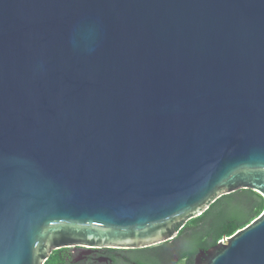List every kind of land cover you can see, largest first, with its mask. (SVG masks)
Wrapping results in <instances>:
<instances>
[{
    "label": "water",
    "instance_id": "1",
    "mask_svg": "<svg viewBox=\"0 0 264 264\" xmlns=\"http://www.w3.org/2000/svg\"><path fill=\"white\" fill-rule=\"evenodd\" d=\"M264 198V0H0V264L149 246ZM195 264H264V211Z\"/></svg>",
    "mask_w": 264,
    "mask_h": 264
},
{
    "label": "trees",
    "instance_id": "2",
    "mask_svg": "<svg viewBox=\"0 0 264 264\" xmlns=\"http://www.w3.org/2000/svg\"><path fill=\"white\" fill-rule=\"evenodd\" d=\"M263 211V196L251 189H240L218 197L201 215L186 221L176 238L161 244L168 246L166 260L171 261L174 254H178L185 259V264H193L200 250L216 246L258 218Z\"/></svg>",
    "mask_w": 264,
    "mask_h": 264
},
{
    "label": "flooded vegetation",
    "instance_id": "3",
    "mask_svg": "<svg viewBox=\"0 0 264 264\" xmlns=\"http://www.w3.org/2000/svg\"><path fill=\"white\" fill-rule=\"evenodd\" d=\"M183 223L185 224V222L175 223L174 227L178 229ZM166 242L149 246L132 244L66 246L53 250L44 264H185V259L178 254H174L171 261L166 260L168 246L161 245Z\"/></svg>",
    "mask_w": 264,
    "mask_h": 264
}]
</instances>
